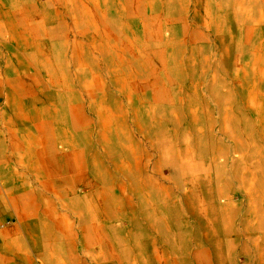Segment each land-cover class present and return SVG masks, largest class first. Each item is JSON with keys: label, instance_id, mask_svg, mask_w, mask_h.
Wrapping results in <instances>:
<instances>
[{"label": "rangeland", "instance_id": "rangeland-1", "mask_svg": "<svg viewBox=\"0 0 264 264\" xmlns=\"http://www.w3.org/2000/svg\"><path fill=\"white\" fill-rule=\"evenodd\" d=\"M106 1L0 0V264H264L258 7Z\"/></svg>", "mask_w": 264, "mask_h": 264}, {"label": "crops", "instance_id": "crops-1", "mask_svg": "<svg viewBox=\"0 0 264 264\" xmlns=\"http://www.w3.org/2000/svg\"><path fill=\"white\" fill-rule=\"evenodd\" d=\"M100 1H103L105 4H104V7H106V9L107 10H109L110 8H112V3L111 4H108V2L106 1V0H100ZM171 1H174V0H154L153 2L154 3H161V2H171ZM243 2H244V4L246 3V2H248V5L250 4L253 8H256V7H258V13H251L250 15H249V17L251 16V17H259V18H262V19H264V0H243ZM136 6H139V5H136ZM141 7H138V9H140ZM110 15H112L111 13H110ZM114 16H117V15H114ZM129 16V12H127L126 14H125V17H128ZM65 41V40H64ZM68 47V46H67ZM46 57H49V59H50V56H46ZM48 59V58H47ZM76 58L74 57L72 60H74L75 62L77 61V59L75 60ZM67 63H69V64H67ZM65 66L68 68L69 66H71V60H69V59H67V61H65ZM65 76H70L69 74L68 75H66V73H65ZM67 79V78H66ZM65 78H64V80H66ZM73 80V79H72ZM65 98H66V96L64 95V94H62V97H60V101H61V103H62V111H65V108H66V102L67 101H65ZM68 106V105H67ZM32 113H34V114H39L38 113V111H36V110H33L32 111ZM62 123H64V121H62ZM35 125H37V122H35L34 123ZM36 127V126H35ZM57 129V128H56ZM27 140V139H26ZM39 141H41V140H39ZM24 142V141H23ZM71 156H74V154H72ZM48 160H50V159H48V156H47V158L45 159V161H46V163L48 162ZM68 162H69V165L71 166L70 168H69V170H71L72 172H75L76 171V169H77V167H75V163H74V159H71V157H69V159H66ZM67 162V163H68ZM47 167V166H46ZM137 185L135 186V188H134V190H136V193L137 194H139V196H138V203H142L143 201H141L140 199H139V197L141 196V194L143 193V191H144V185L143 184H140V183H136ZM88 207V206H87ZM87 209H90V208H87Z\"/></svg>", "mask_w": 264, "mask_h": 264}, {"label": "bare ground", "instance_id": "bare-ground-1", "mask_svg": "<svg viewBox=\"0 0 264 264\" xmlns=\"http://www.w3.org/2000/svg\"><path fill=\"white\" fill-rule=\"evenodd\" d=\"M244 25H245V24H244ZM242 27H243V26H242ZM242 27H241V28H242ZM52 145H53V144H52ZM47 146H48V145H47ZM54 148H55V147H54ZM131 205H132V204H131ZM158 216H159V215H158ZM142 232H143V231H142Z\"/></svg>", "mask_w": 264, "mask_h": 264}]
</instances>
